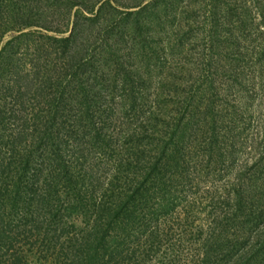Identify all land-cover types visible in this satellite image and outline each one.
<instances>
[{"label": "trees", "instance_id": "1", "mask_svg": "<svg viewBox=\"0 0 264 264\" xmlns=\"http://www.w3.org/2000/svg\"><path fill=\"white\" fill-rule=\"evenodd\" d=\"M174 1L121 4L129 9L120 21L123 31L136 36L141 30L150 38L155 26L165 22L158 10ZM37 5L0 0V44L3 35L35 25ZM104 6L112 9L105 2L98 11ZM238 21L246 22L245 17ZM77 29L78 21L69 37L45 36L46 47H29L23 42L31 35L27 33L0 48V264H264V228L256 233L264 220V175L256 170V161L237 162L239 139L228 138L226 129L236 132L239 110L228 94L218 103L212 92L219 75L217 55L208 63H193L178 36L179 58L165 65L177 79L165 86L161 76L159 85L170 91L158 90L155 101L179 95L190 99L194 109L175 110L181 117L167 125L154 111L146 120L132 115L124 126L113 119L115 108L96 105L91 85L82 79L89 78L88 66L97 70L87 62L88 55L69 66L76 56ZM223 40L227 46L219 53L228 66L222 80L233 82L226 85L231 90L235 81L245 79L247 68L240 66L236 73L235 58L241 60L244 53L237 55L231 38ZM43 47L59 65L40 63ZM256 48L260 56L264 50ZM218 50L212 43L206 49ZM53 66L54 74L56 68L60 71L56 77ZM260 72L264 76V67ZM242 102L247 116L249 101ZM221 104L225 110L213 113V105ZM162 110L167 116L166 106ZM153 116L159 117V126L148 125ZM204 128L210 134L197 132ZM23 139L28 144L18 146ZM252 236L256 242L251 248Z\"/></svg>", "mask_w": 264, "mask_h": 264}, {"label": "rangeland", "instance_id": "2", "mask_svg": "<svg viewBox=\"0 0 264 264\" xmlns=\"http://www.w3.org/2000/svg\"><path fill=\"white\" fill-rule=\"evenodd\" d=\"M80 1L85 2L89 7H93V11L90 12L88 7L82 5ZM118 1L120 5L112 0H33L34 5L40 2L36 6L39 13L33 20L35 25L3 35L0 48L18 35L27 33H31V35L25 37L26 39H23V42H26L25 44H28L29 47L33 44L34 46L40 44L46 47L48 43L45 36L69 37L78 21L80 30L77 29L76 31L73 49L76 56L74 60L70 61L69 66L74 65L76 61L84 60L85 54L88 55L86 60L87 62L90 61L89 65L95 63L97 70L95 67L93 69L86 66L87 73L85 75L89 78L86 79L84 76L82 79L87 80L91 85V94L97 103L96 105L98 107L111 105L116 110L113 119L122 120L124 126L132 115L142 116L146 120L149 113L154 111H159L162 123L167 125L169 119L177 121L181 117V114L174 112L175 110L194 109L189 103L190 99L187 97L182 98L179 95H173L172 99L166 97L164 101L160 99V102L155 101L157 91L169 95L170 88L165 86L170 84L173 86V82L177 79V75L168 70V66L165 65L168 63L167 61L179 58L177 37L183 36L179 39L181 43H185L189 50L188 57L193 63H208L207 60L210 56L217 55V63L214 66L217 65L219 75L215 81L217 87L212 92L215 94V101H218V103L221 100L224 101L226 94H228L227 100H233L235 108L239 110L236 132L230 127L226 129L228 138L239 139L238 147L240 146V148L237 149V162L239 165H245L246 162L250 163L251 160L252 162L256 161V170L264 175V76L260 72V67H264V52L258 56L259 50L256 48L262 47L264 50V0H175L171 3L173 4L172 7L158 10L157 17L161 19L164 17L165 22L161 26H155L154 35L150 38L146 37V33L142 35L141 30L139 35L136 36L134 35L135 32L134 34L132 31V33L130 31L124 32L123 24L120 22L124 18L125 11H129L121 4L132 6L140 3L141 0ZM149 1L151 0H145L144 4ZM105 2H108L112 9L104 6L102 10L98 11ZM13 4L17 5V2L14 1ZM134 10L137 9L130 11ZM117 11L121 14L116 13ZM77 12L85 17H75ZM175 13L176 15H174ZM95 15L100 16L99 21L92 20ZM243 17H245L246 22L239 23L238 20ZM217 21L220 24L218 26L216 25ZM256 29H259V33L256 32ZM54 31H64V33L58 34ZM40 35L42 36L38 39ZM226 35L227 37H225ZM224 38H231L235 41L234 50L237 49L238 56L244 53L241 60L239 57L235 58L236 73L237 68H240V66L243 70L247 68L245 79L240 78V81H235V85L231 90L226 85L233 82L226 83L228 79L224 78L222 80V75L225 73L224 65L228 66L223 62V55L219 53L223 47L227 46V42L222 41ZM210 43L218 44L219 50L207 52L206 49ZM25 44L23 43V46ZM102 45L104 47L106 45L107 48ZM45 47L38 54V56L41 55L40 63L42 65L46 63L48 67H51L55 62L56 64L59 63L56 60L52 62V55L44 51ZM244 47L248 48L244 49ZM29 50L31 51V49H28L31 54ZM99 50L104 51V53L102 54ZM248 51H250L249 55ZM36 58L34 59L36 60ZM248 59H251V61H248ZM35 60L34 64L38 65ZM25 61L28 66L32 63L31 57ZM97 63L100 64L97 65ZM57 65L56 67L59 68ZM53 68L54 66L51 68V72L54 74ZM57 68L54 77L57 76V72H60ZM193 73L194 69L192 70L194 76ZM161 76L167 80L163 84L165 86L159 85L162 84L160 81ZM207 88L208 82L206 81L202 86L203 93ZM207 98H209L208 94ZM242 100L249 101L247 116L241 106ZM132 104L134 105L132 106ZM222 104L219 107L213 105L215 108L213 113L216 112L217 108H221ZM163 106L168 109L167 116L162 114ZM221 110L225 109L222 107ZM108 113L109 111L107 112L106 109L105 116H108ZM159 117L153 116L148 119V125L155 123L158 125L157 119ZM188 117H185V119ZM238 120H241V122ZM17 126H13L11 132L14 133ZM124 126L119 128L122 134L125 132ZM207 127L210 129L209 126ZM206 128L197 132L210 134ZM120 138L124 139L123 135ZM28 141L29 139H23L18 146L23 147L28 144ZM9 147L10 143L6 146L3 145L6 151ZM81 149L84 150V147L78 148V150ZM262 200L261 209H263V214L261 217L264 219V196ZM261 226L264 228V220L257 227L256 233ZM240 239L245 240L246 237ZM255 242L256 237H253V241L250 240L248 246L254 245ZM237 255H239V258L242 253L237 252ZM243 259L244 257L239 260V263ZM261 261H264V257Z\"/></svg>", "mask_w": 264, "mask_h": 264}]
</instances>
